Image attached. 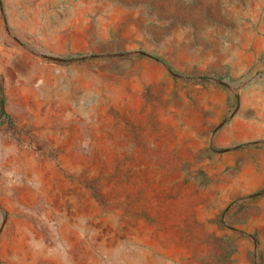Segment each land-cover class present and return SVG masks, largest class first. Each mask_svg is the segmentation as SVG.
I'll return each instance as SVG.
<instances>
[{
  "label": "rangeland",
  "instance_id": "obj_1",
  "mask_svg": "<svg viewBox=\"0 0 264 264\" xmlns=\"http://www.w3.org/2000/svg\"><path fill=\"white\" fill-rule=\"evenodd\" d=\"M0 264H264V0H0Z\"/></svg>",
  "mask_w": 264,
  "mask_h": 264
}]
</instances>
